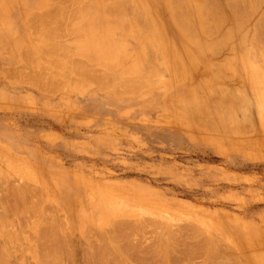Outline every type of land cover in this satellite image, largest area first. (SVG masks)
<instances>
[{"label": "rangeland", "instance_id": "obj_1", "mask_svg": "<svg viewBox=\"0 0 264 264\" xmlns=\"http://www.w3.org/2000/svg\"><path fill=\"white\" fill-rule=\"evenodd\" d=\"M179 1L128 0L127 4L126 0L124 3L122 2L123 5H120L122 7L119 9V2L112 4L110 0L104 2L103 0H87L90 6L85 1L87 8L89 7L88 9L84 7L85 14L84 11L77 12L81 23L79 20L76 22L75 17L77 16L73 17L75 19L66 18L69 16V11L65 14L66 16H59L61 19H56L57 22L63 21L60 23L62 31L58 25L55 28V33L62 32L58 37L59 34L54 35L46 29H43L44 32L42 30V32H35L40 26L34 20L35 17L32 16V13L46 10L49 0H0V146L6 147L9 150L8 155H10L7 159V153L0 148V228L2 229H0V250L8 249L9 252H12V255L10 252V256H6L7 259L9 258L8 264H18V262L21 264H50L51 260L54 264H66V262L68 264H72V262L73 264H93L95 261L94 264H113L118 260L111 261L112 254L107 253L110 255L107 257L110 260L104 261L107 260L104 249L108 247L109 250L112 247H110V243L114 239L117 243L116 245L115 242L112 243L113 247L109 252L114 251L112 255V258L115 256L114 260L121 259L120 263L116 264H121L122 260L124 264L137 262L140 264L142 260L145 261L142 264H148V262L153 264H166L167 262L168 264L171 260L173 262L171 261L169 264H174V262L175 264L176 262L185 264L188 261L187 259H178L174 254H170L172 257L168 254L169 261L168 257L162 255L161 251L164 246H160H162L163 240L166 242V239L163 237L164 235H161V230L157 225L154 224L153 227L148 225L151 222L147 224L148 227L145 226L146 224L142 225V230L138 228L137 232H139L135 234V231L134 235L132 230L118 232V230H111L112 228L99 232L98 226L102 225L107 217L115 214L128 216L139 214L150 218L162 217L169 220L168 223L172 228H175V224L180 227L179 224L183 225L182 223H184L185 225L189 221H193L192 224H198L208 229L221 244H227V247L232 248L240 257L238 261L233 258L236 264H264V115L260 112L257 113L256 106L253 104V102L257 104L258 89L263 86L256 82V75L260 74L264 78V67H262L264 60L260 61L261 59L257 56L258 60L255 53L260 52L258 55H261L260 58H264V52L261 49L264 40L263 43H259V51L257 47L256 52L254 44L258 45L259 41L251 42V40H259L264 36V28L261 29L264 27V0H262L263 2L250 0L252 2L247 6L249 10L252 7L250 11L253 12L246 8L245 4L248 3V0H243L242 4L241 0H214L217 7L214 8L216 12L212 16H206L204 23L196 9L200 2L197 4V0ZM236 1H239L240 7L246 6L244 11L250 12L247 15L246 11L244 12L241 8V13L245 16L240 15L238 20L235 19L232 6ZM82 2L83 0L79 2V5H82ZM105 2H108L109 5ZM195 2L196 4H194ZM214 3L211 5L215 6ZM103 4L107 7L116 6L115 9L118 6L119 11L118 9L116 11L119 13L113 10L112 6H110V12L109 7L108 11L103 12L105 10ZM137 4L142 8L140 13H145L143 16L139 14L140 10ZM188 4L192 7H189ZM79 5L75 8L76 11L80 10ZM195 5L197 6L195 7ZM175 6L176 8L173 9L172 7ZM128 7L134 8L132 11L129 10L130 14L137 13L138 9L139 11L135 15L139 14L137 17H140L141 20V17H146L147 25L145 20L143 22L136 16L134 19L133 14H127ZM181 7L183 11L187 9V13L193 14V18H190L191 24H189L192 28L191 34L176 21V17L172 14L175 9V12L179 14L182 11ZM121 8L127 10L120 11ZM76 11L74 13L70 11V14L74 15ZM80 12H82L81 18ZM115 12L118 17L113 16ZM197 18L202 22H199ZM136 19L141 22L137 24ZM64 21L66 24L67 21L70 22V25L72 23L73 27H71L74 30L71 27H68L70 30L65 29L67 27H64ZM72 21H75L76 26ZM30 22L33 28L29 25ZM205 22L208 24L205 25ZM3 23H7L9 31L3 28ZM201 23L205 26L208 25L207 28L210 27V29L214 27L212 28L214 35L209 32L211 36L206 35L208 29L205 28L206 31H202ZM260 23L263 24L262 27ZM34 28L36 30H33ZM208 31L211 32V30ZM47 33L53 34V37L48 36ZM255 33L258 38H253ZM258 33L262 36L259 37ZM240 34H243L244 37ZM224 35L226 36L224 37ZM262 39L264 38L262 37ZM207 40L211 43L209 48L210 43H207ZM242 40L245 42L243 41V43ZM261 40L260 42H262ZM47 42H54L57 47H61L62 44L69 50L71 58H84L91 63L101 62L97 57L100 56L99 51L95 49L109 45L112 52L120 49L122 54L119 60L121 63L115 60L114 62L117 64H107L110 66V70L116 73V76L135 74L136 70L147 62V56L150 61L152 60V65L154 60L156 61V69L157 67L162 68V66L166 68H163L160 76L155 78L157 80H154L155 84L142 86L139 90L132 92H117L112 87L102 86L85 78L77 79L71 83L72 85L57 88L56 92H53L51 88L31 84V81L29 83L26 79H21L24 82L19 81L18 77L15 79V76L8 75L9 68L23 66L19 64L24 63L20 54L24 48L29 46L37 51ZM48 43L47 45H49ZM146 43L150 44L149 49L152 48L153 53L147 54L148 45L145 46ZM218 45L219 47H217ZM213 47H216L217 50ZM157 53L160 54L159 59L156 58ZM102 64L101 62L97 66L104 68L106 64H103L104 66ZM216 67L218 68L216 69ZM31 68L29 67L28 71ZM29 73L32 76L35 75L33 72ZM220 88L222 91L229 89L230 92L238 94V101L241 104L238 101L234 103V107L239 105L237 106L239 109L236 107L239 111L237 110L236 113L238 112L239 117L244 113L247 118L244 117V114L241 116L242 118L240 117L241 120L238 117L240 128H242L239 130L240 133L238 131L231 134L211 133L198 127L195 123L196 120L190 116L188 110L178 108V102H185L199 95H214V100L220 101L221 99L220 102H223L219 105L226 108L230 104L225 105L227 99L222 98L224 93L220 91ZM235 89L236 91H234ZM211 92L212 94H210ZM248 94L250 98H246H252L250 100L252 103L242 100L244 95L248 96ZM240 95L242 97H239ZM229 102L231 103L230 100ZM231 104L233 105V103ZM216 105H218L217 102ZM226 109H229L228 106ZM240 110H242L241 114H239ZM249 124L254 126L250 127ZM235 126L237 127L238 124ZM2 174L3 177H1ZM8 176L10 177L8 178ZM37 185L46 190L47 195L45 198L43 197V201L45 202L47 199L48 202L39 201V194L35 191ZM17 189H21L24 193L23 196L27 203L34 197L38 199L39 203L37 202L36 205L35 199H33L34 206L33 201L31 202L32 206H26L22 195L19 197ZM106 195L116 196L119 201H113L108 206L105 203ZM40 200L42 201L41 198ZM43 203L52 205L45 206ZM39 204L44 212L43 215L39 213V210L41 211V208H38ZM43 209H47V211H43ZM52 211L55 213H51ZM51 214H55L56 217ZM37 215L41 219H35ZM58 215L61 217L63 215L61 219H65V224L63 221H59ZM126 215L120 217L126 218L128 217ZM50 216L56 218L52 227L49 225L51 221L45 220L47 217V219H51ZM5 217L10 221L9 223ZM44 217L46 218L44 219ZM40 220L42 222L45 220L43 227L40 226ZM78 220H80V225H78ZM11 222L15 225L13 226ZM56 222L63 229H67L68 226V230H64L69 232L66 234L65 231L62 232V228L55 225ZM87 223L97 227V231L91 228L92 237L85 235L87 229L89 232L90 228L86 227ZM21 225L22 227H20ZM37 228L40 232L37 231ZM49 229H53V231ZM58 229H61L63 233L61 234L64 236ZM54 230L59 237L55 233L56 236L50 234ZM31 232L33 234L36 232L35 238ZM123 232H125L124 236ZM126 232L130 233L129 236ZM19 235L20 237H18ZM109 235L111 238L108 237ZM52 236H55V238L53 237L55 241L49 238ZM97 236H99V240L101 237H108L105 238L108 239L109 245L106 244L103 248L104 251H101L100 246L97 251L96 245H103V243L105 245L106 240L101 242L102 240L99 241ZM112 237L114 238L112 239ZM140 237H143L144 240ZM134 238L146 243L141 244L142 242ZM19 239L23 241V244ZM120 239L124 243L119 242ZM129 239L136 240L143 250L148 247L144 251L147 252V255L142 254L143 256H141L135 249H131L129 255L127 253L129 248L126 246H129ZM4 240L5 242L8 240L9 244H7L8 242L5 244ZM80 241H83L82 245ZM87 241L89 242L87 243ZM91 241L94 244L90 243ZM84 244H93L91 248L96 246V251L94 248V250L92 249L95 254H92L91 248H85ZM155 244L156 248L161 249V253L158 250L160 256L159 253L156 254V248L153 247ZM170 244H168V248L172 247ZM24 245L26 246L24 247ZM122 245L124 248L121 247ZM30 246L33 247H31L33 251H30ZM40 246L42 248L44 246L45 255L42 249L43 254L37 252L40 251ZM84 249L86 252L83 251ZM19 251L20 253L24 251V256L18 253ZM46 251L54 254H50L52 256L50 257ZM154 251L156 252L154 253ZM100 252L106 259L98 262L100 258L104 257ZM60 253L63 255L61 257L63 260L60 258L61 263L57 262L59 260L57 256H61ZM40 254L42 257L47 255L49 258L54 257L57 260H45ZM70 255H72L73 261L70 260ZM92 255L94 256L93 260L91 259ZM161 255L164 260L160 258ZM199 255L200 257H198ZM199 255L197 253L195 257L189 258V261H195L188 264H200L203 259L206 262L201 264H221L215 258L222 259L224 256L222 253L221 256L215 253V257L212 255L208 258L203 250H199ZM38 257H41V260H45L46 263H42L40 258L37 260ZM181 260L184 262L182 263ZM225 260V264H235L232 260H230L231 262L227 258Z\"/></svg>", "mask_w": 264, "mask_h": 264}, {"label": "bare ground", "instance_id": "obj_2", "mask_svg": "<svg viewBox=\"0 0 264 264\" xmlns=\"http://www.w3.org/2000/svg\"><path fill=\"white\" fill-rule=\"evenodd\" d=\"M78 0H49V4H48V7L46 8V10H43L42 12H35V13H32V16L33 17H35V19L34 20H36V23H38L37 25L38 26H40V28L36 25V28L38 27V29L36 30V28H34L33 30H36L35 32H42L43 31V29H46L47 31H49L50 33L52 32L54 35L56 34H59L58 35V37H60V33H62L61 31H62V27H61V21L59 22V24H58V22L56 21V19H58L59 18V16L60 17H62V16H66L65 14H67L68 13V11H69V16H66V18L67 17H69L70 19H75L76 20V22H78L77 20H79V16H78V11H84L85 10V8L84 7H86L87 8V4H86V2H87V0H83V2H82V5H79V2L81 1V0H79V2H77ZM86 1V2H85ZM94 1V0H93ZM105 0H103V2H104ZM106 1H109V0H106ZM111 1V3L112 4H115V2H119L118 3V5H119V9H120V7H122V6H120V5H123V3H124V1H126V0H121L122 2H120L119 0H110ZM130 1V0H129ZM177 1V0H176ZM183 1V0H182ZM181 0L179 1V2H182ZM244 1H246V0H244ZM250 0H248L247 2L248 3H246L245 5L247 6L249 3H251L252 1H250ZM262 1V0H261ZM85 2V3H84ZM88 2H90L91 3V1H88ZM87 2V3H88ZM197 2V4H198V2H200V4H199V6H197V5H195V7L197 6V8L196 9H198V16L200 17V19L201 20H203V23H204V20L207 18L206 16H212V15H214V13L216 12V11H214V8L216 7V5H215V3H214V0H197L196 1ZM196 2L194 3V4H196ZM243 3V0H241L240 1V3ZM257 2V1H256ZM255 2V3H256ZM258 2H260V1H258ZM263 2V1H262ZM77 3V4H76ZM90 3H88L89 4V6H90ZM106 3V2H105ZM108 3V2H107ZM106 3V4H107ZM138 3H140V2H138ZM171 3H173V1H171ZM184 3V2H183ZM187 3V2H186ZM212 3H214V5L215 6H213V5H211ZM239 3V1H236L234 4H232V6H233V9H234V14H235V16H236V20H238V19H240L239 18V16L240 15H242L243 13H241L242 11H241V8H243V7H240V5L242 4H240ZM254 3V4H255ZM127 4H128V0H127ZM182 4V3H181ZM180 4V5H181ZM258 4V6H259V3H257ZM257 4H256V6H257ZM77 5H79L80 6V10L78 9L77 11H76V7H78ZM93 5H95V4H93ZM107 5H109V4H107ZM116 5H117V3H116ZM133 5V4H132ZM140 5H142L141 3H140ZM185 5V4H184ZM244 5V4H243ZM244 5V6H245ZM251 5V4H250ZM260 5H261V3H260ZM103 6H105V7H103L105 10H103V12L104 11H108L107 9H109V12H110V10H111V7L110 6H112V9L113 10H117L118 9V6H117V8L115 9L114 7H116V6H114L113 7V5H110V6H106V5H104L103 4ZM174 6V5H173ZM188 6H189V4H188ZM245 6V7H246ZM249 6V5H248ZM248 6L246 7L247 9H248ZM257 6V7H258ZM97 7V6H96ZM137 7H139V10L137 9V13H138V11H139V14H141V16H143V14H145V13H140L141 12V10H142V8H140V6H139V4H137ZM142 7V6H141ZM186 7V6H185ZM184 7V8H185ZM189 7H192L191 5L189 6ZM243 8L242 10L244 11V9H246V8ZM89 8V7H88ZM87 8V9H88ZM123 8H124V6H123ZM123 8H121V10L120 11H123V10H125V9H123ZM173 9L174 8H176V6L175 7H172ZM187 8V7H186ZM185 8V9H186ZM217 8V7H216ZM232 8V7H231ZM86 9V10H87ZM119 9H118V11H119ZM132 9H134V8H132ZM132 9L131 8H129L128 7V12H127V14L129 13L130 14V12H129V10H131L132 11ZM232 9V10H233ZM251 9H252V7H251ZM250 9V10H251ZM254 9H255V6H254ZM257 9V8H256ZM127 10V9H126ZM181 10H182V7H181ZM187 10V9H186ZM186 10H182L181 12H179V14H178V12H175L176 11V9L173 11V15L176 17L175 19H176V21L187 31V32H189V34H191L192 33V28L190 27V25L189 24H191L190 23V18H193V14H191V12H186ZM249 10V9H248ZM248 10L245 12L247 15H248V13H250V12H253V11H250V12H248ZM70 11H71V13H74L75 11H76V14H74V15H72V14H70ZM92 12H93V10H91ZM90 11V12H91ZM118 11H116L117 13H119ZM134 11V10H133ZM190 11V10H189ZM82 12H80V18H81V16H82ZM91 12V13H92ZM112 12V11H111ZM115 12V14L113 15V16H115L117 13ZM135 12V11H134ZM143 12V11H142ZM175 12V13H174ZM84 14H85V11L83 12ZM137 13H135V14H137ZM196 13V12H195ZM87 14L89 15V13H88V11H87ZM121 14V13H120ZM119 14V15H120ZM126 14V15H127ZM133 14V12L130 14V15H132ZM135 14H133L134 15V19L137 17V16H139V14L136 16ZM71 15H72V17H71ZM112 15V14H111ZM111 15H109V16H111ZM123 15V14H122ZM244 15V14H243ZM74 16H77V17H75V18H73ZM112 16V17H113ZM136 16V17H135ZM245 16V15H244ZM92 17V16H91ZM116 17H118V15H116ZM123 17V16H122ZM206 17V18H205ZM249 17H251V16H249ZM248 17V18H249ZM66 18H65V20H66ZM83 18V17H82ZM142 18V20L140 19V17L138 18L137 17V19H140L141 21H143V20H145L146 19V17H141ZM144 18V19H143ZM263 18V17H262ZM59 19H61V18H59ZM84 19V18H83ZM82 19V20H83ZM136 19V21H137V24L138 23H140L141 21L139 20V22H138V20ZM195 19V18H194ZM245 19V18H244ZM243 19V20H244ZM261 19V18H260ZM30 20H32V19H30ZM147 20V19H146ZM145 20V21H146ZM197 20H199L198 18H197ZM235 20V21H236ZM68 21H70L71 22V20H68ZM67 21V24L69 25H67L66 23H65V21H64V27H67V28H65V29H69L70 30V28H68V27H71L72 26V23H71V25L69 24L70 22H68ZM148 21V20H147ZM146 21V25H147V22ZM207 21V20H206ZM210 21H211V18H210ZM259 21V20H258ZM63 22V21H62ZM73 23H74V26H76L75 24V21H72ZM79 22L81 23V20H79ZM84 23H85V21H83ZM87 22V21H86ZM144 22V21H143ZM199 22H202V21H200L199 20ZM209 22V21H208ZM240 22V21H239ZM246 22V21H245ZM240 23H242V21L240 22ZM244 23V22H243ZM258 24L257 25H259V22H257ZM7 24V23H6ZM5 23H3L2 24V26H3V28L4 29H6V30H8L9 31V28H8V25H6ZM202 24V23H201ZM200 24V25H201ZM206 24H208V23H206L205 22V25ZM216 24V23H215ZM239 24V23H238ZM237 24V25H238ZM256 24V23H255ZM29 25H31L32 26V23L30 22L29 23ZM43 25V26H42ZM59 26V27H61V31L60 32H56L55 33V28H56V26ZM193 25V24H192ZM199 25V26H200ZM205 25H203L202 24V31H206V30H204L205 28H207V26H205ZM211 26H213L212 24H210ZM263 25V24H262ZM262 25H261V23H260V26L262 27ZM141 26H144V25H141ZM203 26H205L204 28H203ZM215 26V25H214ZM242 26H243V24H242ZM241 26V27H242ZM50 27H52V29H50ZM73 27V26H72ZM71 27V28H72ZM146 27V26H145ZM193 27V26H192ZM249 27V26H248ZM32 28H33V26H32ZM212 28H214V27H211V29H210V27H208L207 29L208 30H211V32L210 31H208L207 30V33H206V35H208L209 33H213L212 32ZM217 28V27H216ZM215 28V29H216ZM236 28V27H235ZM258 29L260 28L259 26L257 27ZM264 27H262L261 29H263ZM40 29V30H39ZM54 29V30H53ZM73 29V28H72ZM232 29V28H231ZM42 30V31H41ZM74 30V29H73ZM76 30V29H75ZM78 30V29H77ZM214 30V29H213ZM230 31V30H229ZM228 31V32H229ZM232 31V30H231ZM256 31H257V29H256ZM44 32V31H43ZM46 32V31H45ZM73 32H75V31H73ZM78 32V31H77ZM203 32V33H204ZM209 32V33H208ZM237 32H238V30H237ZM50 33H47V34H49L48 36H51V37H53ZM242 33V32H241ZM262 33H263V30H262ZM211 34H209L210 36H211ZM224 34V33H223ZM63 35V34H62ZM213 35H214V33H213ZM234 35V34H233ZM241 36L243 35V34H240ZM257 35H259V33L257 34ZM261 36H262V34H260ZM260 35H259V37H260ZM264 35V34H263ZM140 36V35H139ZM226 35H224V37H225ZM227 36H228V33H227ZM235 36V35H234ZM255 36V37H254ZM253 36V38H256L257 36H256V33H255V35ZM57 36H56V38H58ZM79 37H83V36H79ZM199 37V36H198ZM242 37H244V36H242ZM263 38H264V36H262ZM262 37H260V39L259 40H256V39H254V40H251V42L252 41H254V43H257L258 41V45H255L254 44V46L256 47L255 48V52L257 51V47H258V51H259V43H263V40L264 39H262ZM39 38V37H38ZM208 38H209V36H208ZM252 38V39H253ZM258 38V37H257ZM36 39V38H35ZM60 39V38H59ZM224 39V38H223ZM225 39H227V38H225ZM262 39V40H261ZM217 40V39H216ZM227 40H229V39H227ZM236 40H238L237 38H236ZM260 40L262 41V42H260ZM244 40H242V42H243ZM247 41V40H246ZM257 41V42H256ZM55 43H56V41H54ZM54 42L52 43V42H50V43H48L49 45H47V43L45 44V45H47V46H43L42 45V47L39 49V50H33V49H31L29 46L28 47H26V48H24V50L23 51H21V60L22 61H24V63L23 64H19V65H23V66H16V67H18V68H16V67H11V68H9V73H8V75H13V77L15 76V79L18 77V79H19V81H23V80H21V79H26V80H28V82L30 83V81H31V84H37V86L39 85V86H41V87H47V88H51V90L53 91V92H56L55 90H57V88H62L63 86H70V84L73 82H75V81H77V79H80V78H85V79H90V80H92L93 82H96V83H98L99 85H102V86H108V87H112L113 89H115V91H117V92H132V91H136V90H139L142 86H146V85H148V84H151V83H153L154 82V80H156L155 78L157 77V76H160V73L163 71V68H166L165 66H162V68H158L157 67V69L155 68V66H156V61L154 60V62H153V65H152V60L150 61V59H149V57L147 56V62L145 63V64H143L138 70H136L137 72L134 74H132V73H130V74H124V75H117L118 76V78H117V76H116V73L114 72L113 73V71H111L110 70V66H108L107 64H117V63H115L114 61L115 60H117L119 63H121V61L119 60L120 59V57H121V54L122 53H120L121 51H119L120 49H116L115 51H110V48H111V46L109 45V46H103L102 48H99V49H95V50H97V51H99V54H100V56L98 55L97 57L99 58V61H101L103 64H106L105 66L102 64V66H104V68H100L99 66H97V64H100V63H98V62H93V63H91V62H89L88 60L86 61V60H84V58L82 59H74V57L73 58H71L70 57V55H69V50H67V48L65 47V46H63L62 44L60 45L61 47H57L55 44H54ZM207 43H210V41H206ZM214 42H215V40H214ZM214 42H212V44H214ZM245 42V41H244ZM243 42V43H244ZM218 44V43H217ZM222 44V43H221ZM264 44V43H263ZM263 44H261V46H262V51L264 52V49H263V47H264V45ZM66 45V44H65ZM146 45H148V43H146L145 44V46ZM156 45V44H155ZM211 46V43L209 44V46H208V48ZM213 46H216V45H213ZM253 46V45H252ZM251 46V47H252ZM253 46V47H254ZM25 47V46H24ZM66 49H65V48ZM149 47H150V44L148 45V50L150 51H148L147 50V54H149V53H153L152 52V48L151 49H149ZM217 47H219V45L217 46ZM119 48V47H118ZM147 48V47H146ZM215 50H217V48L216 47H213ZM226 48V47H225ZM114 49V48H113ZM210 49H212V48H210ZM253 49V48H252ZM58 51V52H55V51ZM213 50V49H212ZM153 51H156V50H153ZM214 51V50H213ZM234 51V50H233ZM254 51V50H253ZM160 52V51H159ZM254 52V53H255ZM253 53V52H252ZM251 53V54H252ZM251 54H250V57H251ZM255 54H257V55H255V57L257 58V56H258V58L259 59H261L260 61H262V60H264V58L262 59V58H260L261 57V55L259 56L258 54H260V52H256ZM264 54V53H263ZM56 55V56H55ZM156 58H158L159 59V57L158 56H160V54L158 55V53L156 54ZM76 58L78 57V56H75ZM162 57V56H161ZM164 57V56H163ZM252 57H253V54H252ZM251 57V58H252ZM151 58V57H150ZM153 59H156V58H154V57H152ZM151 58V59H152ZM257 58V59H258ZM161 59V58H160ZM253 59V58H252ZM258 59V60H259ZM123 61V60H122ZM254 61V60H253ZM257 61V60H256ZM220 63V62H219ZM225 63V62H224ZM264 64V63H263ZM215 65V64H214ZM220 65V64H219ZM218 66V65H217ZM261 66H262V63H261ZM29 67H32L31 69H29V71H28V68ZM262 67H264V66H262ZM213 68H215V67H213ZM218 67H216V69H217ZM160 69V70H159ZM30 70H32V71H30ZM212 70V69H211ZM27 71H28V73H27ZM213 71H216V70H213ZM29 72H33V74L35 73V75H31V73H29ZM215 73V72H214ZM213 73V75H215ZM72 74V75H71ZM165 74V73H164ZM163 74V75H164ZM168 74V73H167ZM7 75V76H8ZM163 75H161V76H163ZM216 75H217V72H216ZM8 77H10V76H8ZM13 77H10V78H13ZM17 79V80H18ZM228 79V78H227ZM157 81V80H156ZM24 82V81H23ZM27 82V81H26ZM256 82H259V83H261L263 86H262V88H260L259 87V91H258V94H257V104H256V102H253V104L256 106V109L255 110H257V113H261L262 115H264V78L263 77H261V75L260 74H258V75H256ZM203 83V82H202ZM153 84H155V83H153ZM152 84V85H153ZM72 85V84H71ZM46 88V89H47ZM53 88V89H52ZM56 88V89H55ZM102 88V87H101ZM236 88V87H235ZM51 90H50V92H51ZM104 90V89H103ZM232 90V89H231ZM114 91V92H115ZM220 91L222 92V93H224V95H222V98L223 97H225L224 99H227V100H225L226 101V104L225 105H227V103L228 104H230V106L229 105H227L228 106V108L229 109H226L227 108V106H226V108H224L222 105H219V103L221 104L222 102H220L221 101V99H220V101H215L214 100V98H213V96L214 95H206V96H201V95H199L198 97H195V98H192V99H189L188 101H185V102H178V108H181V109H184V110H188L189 112L188 113H190L191 115L190 116H193L194 117V119L196 120V122H195V120H194V122L195 123H197V126L198 127H201V128H204L205 130H207V131H210L211 133H215V134H231V133H236V131H238L239 132V130H242V128H240V123H239V118L244 114V113H242V112H244V110L242 111V110H240V112H239V114H241L242 113V115H240V117H239V115H238V112L236 113V111L239 109L237 106H239V105H236V107L238 108V109H236V107H234V103L235 102H237L238 101V94H236V92L235 93H233V91H229V89H226V90H221V88H220ZM234 91H236V89L234 90ZM116 92V93H117ZM220 92V93H221ZM215 93V92H214ZM221 93V94H222ZM237 93H239V92H237ZM244 93V92H243ZM242 93V94H243ZM210 94H212V92L210 93ZM246 94V93H245ZM215 95H216V93H215ZM227 97V98H226ZM236 97V98H235ZM239 97H242V95H240ZM246 97H248V98H250L249 97V94H248V96L247 95H244V97L242 98V100H246V101H249L250 103H252L250 100L252 99H247ZM223 99V100H224ZM229 100L231 101V103H233V105L229 102ZM224 101V102H225ZM228 101V102H227ZM253 101V100H252ZM172 102H174V101H172ZM175 102H177V100H175ZM174 102V103H175ZM216 102H217V104L218 105H216ZM215 103V104H214ZM238 103H239V101H238ZM177 104V103H176ZM239 104H241V103H239ZM249 104V103H248ZM247 105V104H246ZM219 106V107H218ZM249 106V105H248ZM216 107H218V108H216ZM243 107V106H242ZM247 107V106H246ZM186 108V109H185ZM243 108H245V107H243ZM255 108V107H254ZM246 109V108H245ZM183 110V111H184ZM248 110V109H247ZM254 110V109H253ZM239 111V110H238ZM242 111V112H241ZM184 112H186L187 113V111H184ZM245 112H247V111H245ZM248 113V112H247ZM249 113H250V111H249ZM253 113V112H252ZM251 114V113H250ZM238 115V116H237ZM253 115V114H252ZM179 117H181V116H179ZM239 117V118H238ZM244 117H245V114H244ZM183 118V117H182ZM242 118V117H241ZM241 118H240V120H241ZM246 118V117H245ZM193 119V118H192ZM247 119V118H246ZM187 122V121H186ZM232 124H234V125H232ZM238 124V126L236 127L235 125H237ZM248 124V123H247ZM250 125V127L252 126L251 124H249ZM254 126V125H253ZM252 126V127H253ZM250 127H248V128H250ZM245 129H247V127H245ZM241 132V131H240ZM239 132V133H240ZM0 148L3 150V151H5L6 153H7V155H8V153H9V150L6 148V147H4V146H0ZM9 157H10V155H8L7 156V159H9ZM16 158V157H15ZM17 159V158H16ZM7 165V164H6ZM17 165V164H16ZM7 172V171H6ZM15 172V171H14ZM8 173V172H7ZM18 174V173H17ZM7 176V175H6ZM17 176V175H16ZM1 177H3V174H2V176ZM10 176H8V178H9ZM5 178V177H4ZM8 178H6V179H8ZM3 179V178H2ZM21 180V179H20ZM29 180V179H28ZM4 181V180H3ZM31 182V181H30ZM34 185V184H33ZM36 189L37 190H35V191H37L38 192V194H39V201L40 202H44L43 200V197L45 198L46 197V190H44V188L43 187H41V186H39L38 187V185L36 186ZM44 190V191H43ZM40 192V193H39ZM46 192V193H45ZM12 193V192H11ZM17 193H19V197L21 196V197H23V199L25 198L23 195H24V193L21 191V189L19 190V189H17ZM36 194V193H35ZM10 195H12V194H10ZM18 195V194H17ZM32 195H33V193H32ZM30 196V195H29ZM36 196H38L37 194H36ZM31 197V196H30ZM106 197V199H105V203L106 204H108V206L110 205V204H112L113 203V201H119L117 198H116V196H112V195H106L105 196ZM40 198L42 199V201L40 200ZM20 199H22V198H20ZM31 199H32V197H31ZM33 199H35V203H36V205H37V202H38V199H36L35 197L33 198ZM33 199H32V201H33ZM37 200V201H36ZM46 201H47V199H45ZM23 201V200H22ZM24 201H25V199H24ZM32 201H30L29 200V203H27V200L25 201L26 203V206H28V205H31L32 206ZM45 201V202H46ZM14 203H15V201H13ZM44 202V203H45ZM48 202V201H47ZM39 203V202H38ZM43 203V205H45V206H47V204H49V203H51V202H49V203H47V204H44ZM18 204V203H17ZM41 204V203H40ZM39 204V209L41 208V211L39 210V213L40 214H42L43 215V213L44 212H42V207H41V205ZM49 205H52V204H49ZM48 205V206H49ZM55 207H57L55 204H53ZM25 206V207H26ZM33 206H34V201H33ZM45 206H43V208H45ZM53 206V207H54ZM15 207H17V206H15ZM20 207H21V205H20ZM24 207V206H23ZM19 208V207H18ZM36 208V207H35ZM49 208V207H48ZM50 209V208H49ZM49 209H48V211H49ZM57 209V208H56ZM21 210L23 211V209L21 208ZM52 210V209H51ZM50 210V211H51ZM25 211H26V209H25ZM28 211V210H27ZM43 211H47V209L46 210H44L43 209ZM15 212V211H14ZM30 212H31V210H30ZM42 212V213H41ZM19 213V212H18ZM28 213V212H27ZM33 213V212H32ZM31 213V214H32ZM45 213H47L48 214V212H45ZM50 213V212H49ZM51 213H55L54 211H52ZM114 213V212H113ZM112 213V214H113ZM20 214V213H19ZM39 214V215H40ZM14 215H15V213H14ZM18 215V214H17ZM41 215V216H42ZM52 215V214H51ZM124 215H126V214H124ZM124 215H122V214H115V215H110L109 217H107V219L105 220V222L102 224V225H99L98 226V228L95 226H93V225H89L88 223V226H86V227H90L89 228V232H88V229L85 227V230L87 229V233H89V234H87V233H85V235L86 236H90V237H92V234H90L91 232L90 231H92L93 229H95V231H99V232H103V231H105V230H107V229H110V228H112L111 230H118V232L119 231H123V230H126V231H128V232H130L129 230H132L133 231V235H134V232L136 231V233L135 234H137L138 232H137V229L138 228H142V225H145V226H147V224L148 223H150V224H148L149 226H154V224H155V226L157 225V227L158 228H160V230H161V235L163 236V237H165V239H166V242H164V240H163V243H164V245H163V243H162V241H161V243H162V246H160V247H163L164 246V249L162 248V250L163 251H161V252H163L162 253V255H164V257H168V259H169V256H168V254L170 255V254H174L178 259H187L188 261L185 263V264H188L189 262H191V261H189L192 257H195V255L198 253V255H199V250H203V252L204 253H206V255H207V257L209 258V257H211L212 255H214L215 253H217V254H220L219 256H221V253L225 256H222V259H223V261H224V263H223V261L221 262V260L220 259H217V258H215L216 260H218V262L220 261V263L222 264H225V259L227 258V260L228 261H230V260H232L233 261V258H234V260H236V261H238V259L240 258L239 256H238V254L232 249V248H230V247H227L225 244H221L220 243V241H218V238H214V236L208 231V229H206V228H203V227H201L200 225H198L197 223V225H195V224H192V222L191 221H189L187 224H185L184 225V223H182L183 225H181V224H179L180 225V227H178L176 224L174 225L175 226V228H172V226L168 223L169 222V220L167 219H165V218H160V217H152V218H150V217H148V216H145V215H133V216H128V215H126V216H128V217H126V218H121L120 216H124ZM16 216V215H15ZM44 216H45V214H44ZM52 216H55L56 217V215L55 214H53ZM52 216H50V217H52ZM59 216V215H58ZM16 217H18V216H16ZM60 217V219H59V221L60 222H64V220L65 219H61L62 217H63V215H62V217H61V215L59 216ZM125 217V216H124ZM6 219V221H8V223L10 222L9 220H7V217H5ZM39 218L41 219V217L39 216ZM38 218V215H37V218L35 217V219H39ZM43 218V217H42ZM46 217H44V219H45ZM48 218V217H47ZM45 219V220H50L51 221V223H49V225H51V227H52V223H54L55 221H54V219H56V218H54V217H52L51 219ZM11 219H12V217H11ZM13 220V219H12ZM43 220V219H42ZM42 220H40L41 221V224H40V226H42L43 227V225H44V222H45V220H44V222H42ZM14 221V220H13ZM38 221V220H37ZM49 221V222H50ZM54 221V222H53ZM2 222V221H1ZM17 222V221H16ZM46 222H48V221H46ZM78 222V225H80L81 223H80V220H78L77 221ZM11 223H13V222H11ZM40 223V222H39ZM57 224H55V225H57V226H59V228L61 227L59 224H58V222H56ZM176 223V222H175ZM195 223V222H194ZM17 224V223H16ZM19 224V223H18ZM30 224V223H29ZM63 224H65V222L63 223ZM86 224V225H87ZM15 224L13 223V226H14ZM54 225V224H53ZM9 226H10V224H9ZM45 226L47 227V224H45ZM65 227H66V225H64ZM92 226V227H91ZM20 227H22V225L20 226ZM148 227V226H147ZM177 227V228H176ZM62 228V227H61ZM67 229H65V230H68V226L66 227ZM91 228H92V230H91ZM96 228H97V230H96ZM143 228H145V227H143ZM1 229V228H0ZM38 229V228H37ZM43 229H46V228H43ZM42 229V230H43ZM47 229H48V227H47ZM46 229V230H47ZM63 228H62V232L63 231H65ZM134 229H136V230H134ZM2 230V229H1ZM23 230H24V228H23ZM46 230H45V232H46ZM49 230H52L53 231V229H49ZM58 230H60L59 232H60V234L62 233L61 232V229H58ZM142 230V229H141ZM140 230V231H141ZM20 231V230H19ZM28 231V230H27ZM37 231H39L40 232V230L38 229ZM39 232H38V234H39ZM48 233H50V231H47ZM56 231L54 230V232H52V233H50L51 235L53 234V235H55L56 233H55ZM69 232V231H68ZM68 232H66L65 231V234L66 233H68ZM86 232V231H85ZM32 233V232H31ZM36 233V232H35ZM34 233V234H35ZM55 233V234H54ZM33 234V233H32ZM34 234H33V238H35L34 237ZM63 234V233H62ZM61 234V235H62ZM117 234V233H116ZM116 234H114V235H116ZM126 234H128V236H129V234L130 233H127L126 232ZM31 235V234H30ZM49 235V234H48ZM57 235V237H59L58 236V234H56ZM55 235V236H56ZM69 235V234H68ZM84 235V237H86ZM125 235V232H123V236ZM131 235H132V233H131ZM132 235V236H133ZM29 236V235H28ZM38 236V235H37ZM40 236V235H39ZM47 235H46V233H45V237H46ZM50 236V235H49ZM55 236H52V237H49V238H52L53 239V237L55 238ZM62 236H64V235H62ZM80 236V235H79ZM121 236V235H120ZM122 236V237H123ZM5 237V236H4ZM18 237H20V235L18 236ZM42 237V236H41ZM61 237V236H60ZM89 237V238H90ZM98 237V240H99V236H97ZM111 238L110 237V235L107 237V236H104V237H101L100 239L102 240H99V241H101V242H105V240H106V242H105V245H104V243H103V245H96L97 246V251H98V249H100V247L102 248V250L101 251H104L105 250V253H104V255H106L107 253H110V255L112 254H114V251H112V252H109V250L113 247V242H115V245H116V241H115V239H114V241L112 242V243H110V249L108 250L107 248L108 247H106L105 248V246H106V244H108L109 245V243H108V239H106V238ZM138 237V236H137ZM1 238V237H0ZM6 238V237H5ZM23 238V237H22ZM21 238V239H22ZM48 238V237H47ZM62 238V237H61ZM66 238V237H65ZM80 238V237H79ZM105 238V239H104ZM114 237H112V239H113ZM116 238V237H115ZM130 238H133V237H130ZM146 238V237H145ZM148 238V237H147ZM29 239H30V237H29ZM51 239V242L54 240L55 241V239H53L52 240ZM56 239H60V238H56ZM68 239V238H67ZM81 239V238H80ZM84 239V238H83ZM82 239V240H83ZM88 239V238H87ZM104 239V240H103ZM134 239H137V238H134ZM134 239H129L128 240V244H129V246L128 245H126L127 246V248H129V250H127V253L129 254V252H131V249L133 250V249H135L136 251H138V253L137 254H140L141 256H146L147 255V252L145 253L144 251L145 250H147V248L145 249V250H143V248H141L140 247V245L139 244H137V242H136V240H134ZM140 239H143L144 240V238L143 237H140ZM140 239H137V240H139L140 241ZM246 239V238H245ZM244 239V240H245ZM36 240V239H35ZM62 240L64 241V239L62 238ZM71 241H72V239H70ZM85 240H86V238H85ZM85 240H84V242H85ZM92 241H93V239H91ZM95 240V239H94ZM110 240V239H109ZM121 240V239H120ZM119 240V242H123L122 240L120 241ZM140 241V242H142L141 244H145L146 242L145 241ZM155 240V239H154ZM2 241H3V239H2ZM19 241H20V239H19ZM90 242V243H93V242ZM135 241V242H134ZM138 241V242H139ZM4 242H5V240H4ZM8 242V243H7ZM21 243L23 242V241H20ZM25 242V241H24ZM50 242V243H51ZM61 242V241H60ZM59 242V243H60ZM76 242V241H75ZM80 242H82L81 243V245L83 244V241H80ZM89 241H87V243H88ZM96 242H98V241H96ZM95 242V243H96ZM145 242V243H144ZM153 242V241H152ZM152 242H151V244H152ZM168 242H170V243H172L173 242V244H170V243H168ZM217 242V243H216ZM9 244V241L7 240L6 242H5V244ZM71 243V242H70ZM99 243V242H98ZM124 243V242H123ZM147 243H150V242H147ZM215 243V244H214ZM17 244H18V242H17ZM23 244V243H22ZM25 244V243H24ZM41 243L39 242V245H40ZM61 244V243H60ZM94 244V243H93ZM93 244H88V245H90V246H88V245H86V244H84L85 245V248H87V247H89V248H91L92 246H93ZM102 244V243H101ZM127 244V243H126ZM168 244H170V245H172V247L170 246L169 248H168ZM217 244V245H216ZM50 245V244H49ZM74 245V244H73ZM114 245V246H115ZM1 246V245H0ZM7 246V245H6ZM26 245H24V247H25ZM34 246H35V244H34ZM38 246V245H37ZM63 246V245H62ZM95 246V247H96ZM98 246H100V247H98ZM103 246V247H102ZM149 246H151V245H149ZM3 247V246H2ZM11 247V246H10ZM19 247V245L17 246V248ZM32 246H30L29 248H30V251H33V247L31 248ZM64 247V246H63ZM71 247V246H70ZM95 247H93L94 249H95ZM122 248H124L123 247V245L121 246ZM120 247V248H121ZM153 247H155L156 248V244H155V246H153ZM157 247H159V246H157ZM222 247V248H221ZM13 248V247H12ZM43 248H44V246H43ZM43 248L40 246L39 247V250L41 251V249H42V251H43ZM72 248H73V246H72ZM81 248H83V247H81ZM93 248H91L90 250L92 251V254L94 255L95 254V251H96V249H95V251H93L94 249ZM103 248H105L104 250H103ZM116 248V247H115ZM149 248H151V247H149ZM0 249H1V247H0ZM20 249V248H19ZM25 249V248H24ZM28 249V248H27ZM32 249V250H31ZM55 250H56V248H54ZM70 249V248H69ZM74 249V248H73ZM93 249V250H92ZM108 250V252H107V250ZM7 250V251H6ZM45 250V249H44ZM60 250V249H59ZM88 250V249H87ZM113 250H115L116 251V249H113ZM155 250V249H154ZM158 250H159V252H160V250L161 249H158V248H156V251H154V253L156 252V254L157 253H159L158 252ZM1 251V250H0ZM25 251H26V249H25ZM40 251H37V252H39V253H42V251L40 252ZM83 251H85V249L83 250ZM89 251V250H88ZM88 251H87V253H88ZM91 251H90V253H91ZM150 251H151V249H150ZM11 252V251H10ZM10 252H9V250L8 249H5V250H3V251H1V253H0V264H8V261H9V258L7 259L6 258V256H10ZM23 252L24 251H22V253H20V251L18 252V253H20V254H22L23 256H24V254H23ZM66 252V251H65ZM86 252V251H85ZM160 252V253H161ZM14 253V252H13ZM18 253H17V255H18ZM43 253H44V255H45V252L43 251ZM42 253V254H43ZM46 253H48V255H50V254H54V253H49L48 251H46ZM57 253H58V255H59V252L57 251ZM61 253L63 254V251H61ZM60 253V255L61 256H57V257H59V260L57 261V262H59L61 259L63 260V258H61V257H63V255ZM83 253V252H82ZM86 253V254H87ZM99 253V252H98ZM101 253V255L102 256H104L103 255V253L102 252H100ZM117 253H119L118 251H117ZM134 253V252H133ZM136 253V252H135ZM160 253H159V256H160ZM89 254V253H88ZM116 254V253H115ZM143 254V255H142ZM156 254H154L155 256H156ZM11 255H12V252H11ZM39 255V254H38ZM41 255V254H40ZM85 255V254H84ZM91 256V259L92 258H94V256ZM100 255V257H102ZM109 254H107V256H106V258L107 257H109L108 256ZM112 255L110 256V259H112L111 261H113V262H115L116 260H118L117 262H115V263H113V264H116V263H118L119 262V260H121V259H118V258H116L115 260H114V257L112 258ZM122 255V254H121ZM130 255V254H129ZM132 255V254H131ZM136 255V254H135ZM162 255H161V257L160 258H162ZM15 255L13 254V257H14ZM20 256V255H19ZM19 256H17V257H19ZM27 256V255H26ZM67 256V255H66ZM65 256V257H66ZM89 256V255H88ZM97 256H99V255H97ZM116 256H119V255H116ZM123 256V255H122ZM133 256V255H132ZM148 256H150L149 254H148ZM171 257H172V255H170ZM12 257V258H13ZM22 257V256H21ZM41 257H42V255H41ZM38 257V259L37 260H39V258H40V260L44 257ZM45 257H47V258H45ZM44 257V259L46 260V259H53L54 261H56L57 260V258H55L54 259V257L53 258H49V256H45ZM50 257H52L51 255H50ZM56 257V256H55ZM120 257V256H119ZM131 257V256H130ZM135 257V256H134ZM151 257H154V256H151ZM156 257H158V255L156 256ZM156 257H154L155 259H158V258H156ZM198 257H200V255L198 256ZM214 257H215V255H214ZM214 257H212L213 259H214ZM224 257V258H223ZM15 258V257H14ZM61 258V259H60ZM67 258V257H66ZM70 260H72L73 261V259H71L72 258V255H70ZM99 258V257H98ZM105 258V256L104 257H102V258H100L99 259V261L98 262H101L102 261V259H104ZM105 258V259H106ZM139 257H137V260H139L138 259ZM152 259V260H155V259ZM175 258V257H174ZM190 258V259H189ZM197 258V257H196ZM195 258V259H196ZM85 259H87V258H85ZM108 259L109 258H107V260H104V261H108ZM109 259V260H110ZM163 260H164V258H162ZM176 259V258H175ZM198 259V258H197ZM201 259V258H200ZM45 260H41V262L43 263V262H45L46 263V261ZM93 260V259H92ZM101 260V261H100ZM132 260V259H131ZM141 260H142V257H141ZM144 260H146V259H144ZM193 260H194V258H193ZM50 261V260H49ZM67 261V260H66ZM87 261V260H86ZM103 261V262H104ZM133 261V260H132ZM149 261V260H148ZM147 261V262H148ZM160 261V260H159ZM169 261H170V259H169ZM172 261V260H171ZM170 261V262H171ZM177 261V260H176ZM182 261V260H181ZM186 261V260H185ZM195 261V260H194ZM194 261H192V262H194ZM201 261H202V259H201ZM205 260L203 259V261L202 262H204ZM236 261L234 262L235 264H236ZM38 262V261H37ZM41 262H39V263H41ZM62 261H60L59 263H61ZM91 262H93V261H91ZM90 262V263H91ZM96 262V261H95ZM95 262H93V264L95 263ZM102 262V263H103ZM142 262H144L145 263V261H141V263L140 264H142ZM152 262H155V261H152ZM163 262V261H162ZM169 262V263H170ZM173 262V261H172ZM180 262V261H179ZM184 262V260L182 261V263ZM196 262H197V260H196ZM202 262H200V264L202 263ZM206 262V261H205ZM217 262V261H216ZM231 262V261H230ZM241 262V261H240ZM17 263V262H16ZM20 262H18V264H19ZM30 263V262H29ZM54 264V262L51 260L50 261V264ZM56 263V262H55ZM88 263V262H87ZM120 263V262H119ZM122 263H123V260H122ZM121 263V264H122ZM138 263V262H137ZM137 263H135V264H137ZM143 263V264H144ZM168 263V264H169ZM213 263V262H212ZM238 263V262H237ZM21 264V263H20ZM31 264H33V263H31ZM44 264V263H43ZM48 264V263H47ZM57 264V263H56ZM66 264H68L67 262H66ZM72 264H73V262H72ZM83 264V263H82ZM99 264V263H98ZM101 264V263H100ZM107 264H109V263H107ZM112 264V263H111ZM124 264V263H123ZM148 264H153V263H151V262H148ZM161 264V263H160ZM166 264H167V262H166ZM174 264H175V262H174ZM176 264H178V262H176ZM184 264V263H183ZM190 264H192V263H190ZM194 264V263H193ZM197 264H199V263H197ZM240 264V263H239ZM242 264V263H241Z\"/></svg>", "mask_w": 264, "mask_h": 264}]
</instances>
